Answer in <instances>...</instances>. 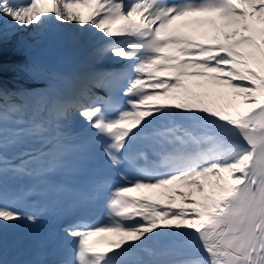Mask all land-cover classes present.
I'll return each mask as SVG.
<instances>
[{
	"label": "snow or ice",
	"instance_id": "snow-or-ice-1",
	"mask_svg": "<svg viewBox=\"0 0 264 264\" xmlns=\"http://www.w3.org/2000/svg\"><path fill=\"white\" fill-rule=\"evenodd\" d=\"M201 13L224 21L216 27L231 30L224 41L201 44L170 27ZM53 21L76 22L96 62L122 67L66 82L71 96L56 80L40 92L8 88L7 76L32 79L35 68L8 59L5 26ZM203 23L215 27L190 20L183 28ZM190 79L229 88L232 99L211 101ZM75 115L102 141L108 174L78 179L90 143L69 131ZM168 186L188 191L167 205L131 195ZM32 198L81 215L28 264H264V0H0V264H22L6 258L5 232L37 223L40 211L22 208ZM98 207L102 215L89 219Z\"/></svg>",
	"mask_w": 264,
	"mask_h": 264
},
{
	"label": "rangeland",
	"instance_id": "rangeland-1",
	"mask_svg": "<svg viewBox=\"0 0 264 264\" xmlns=\"http://www.w3.org/2000/svg\"><path fill=\"white\" fill-rule=\"evenodd\" d=\"M79 11L85 16V18L87 19V17L89 16V9L87 8H81L79 9ZM214 18V17H213ZM178 20V19H176ZM174 20V21H176ZM214 22V21H213ZM87 27V26H86ZM19 33L25 37H27V35L29 33H34L33 35L36 37L34 38L35 41L37 42V47H36V53H37V57H38V62H39V67L41 69H45V68H49V61H50V56L54 55L55 51L60 48L66 41L67 39V34L68 32L70 33H74V40L75 41H80L82 43H84L87 47V49L89 50L90 56L91 58L95 61L94 59V44L92 42H86L84 40L81 39V37L84 35L81 31H80V27L76 22H71L68 24H61L59 22H50L48 24H46L44 27L36 29V30H23V29H19L16 28ZM50 32H48L47 30H50ZM220 35H224V32H220ZM219 36V34H218ZM221 37V36H219ZM12 37H8L7 38V42H12ZM214 42V41H213ZM97 64H106V65H111V64H117L115 62L112 61H103V62H96ZM209 75H215V73H209ZM50 81L53 80H57V78L54 77H49ZM185 83L187 84V86L193 90V91H202V92H206L210 89H214L217 88L219 91L221 92H227L231 95L232 90L226 87H222V86H218V85H214V84H208L206 88H197L195 87V85L197 84H204L205 82L202 80H197V79H190V80H186ZM35 91H45L44 87H35L34 88ZM170 96L172 95V93L169 94ZM162 102V101H161ZM207 181H202V183H206ZM168 189H173L172 192L173 194H176L175 192L177 190L174 189V186H168ZM168 189H147L146 192H148L149 194H153L152 197L155 198V202L157 203H161V204H168L169 203V196L166 197H162L160 195V193H165L169 192ZM155 191V192H154ZM175 191V192H174ZM157 193L158 195L155 196L154 194ZM175 207L179 208L182 205L181 199L178 198L176 199L175 203L172 204Z\"/></svg>",
	"mask_w": 264,
	"mask_h": 264
},
{
	"label": "bare ground",
	"instance_id": "bare-ground-1",
	"mask_svg": "<svg viewBox=\"0 0 264 264\" xmlns=\"http://www.w3.org/2000/svg\"><path fill=\"white\" fill-rule=\"evenodd\" d=\"M197 15H199L200 21H211L212 16L216 17L215 23H214L215 27L213 26L212 23H203V24H199V25L194 24L188 29L183 28V25H185L188 21L195 20L193 18V16L184 17V18H181L180 20L173 21L172 25H170V27L171 28H180L182 31H186L187 33L191 32L192 33L191 38L194 39V41L201 43V44H205V45H207L209 43H213V37L218 36V34H219V36H224V35H220V32L216 31V27H219V26L224 24V21H222L218 17V15H216L214 13H201V14H197ZM230 31L231 30L228 28L224 29V33H227ZM32 34H34V33H32ZM55 55H56V53H54V55H52V57L50 59L51 61L54 59ZM37 61H38V57H37ZM46 79L48 81H50L49 77H46ZM39 87H44L45 90L47 88V86H39ZM27 88L34 89L35 87H30L27 85L26 89ZM95 92L96 91H92V93L94 95H95ZM193 92H196V91H193ZM196 93L199 95H204L206 93L207 94L206 98L211 100V101H214L216 103H225V102H228L229 100L232 99V95H230L229 93H227L225 91L221 92L217 88L210 89L206 92L198 91ZM16 102L20 103L22 101L17 100ZM235 102H239V101H235ZM221 175L224 177L225 180L229 179L228 173H222ZM204 184H205V187L207 188L208 182H206ZM174 189L177 191H188V189L176 188L175 186H174ZM209 191H210V189H209ZM154 195L157 196L158 194L155 193ZM160 195L162 197H166V196H171V195H175V194H173L170 191L169 192L165 191V193H160ZM141 196L147 197L150 200H155V198L149 196L148 193L141 194ZM178 198H180L179 195H176V199H178ZM171 207L173 209H179V208L175 207L174 205H171ZM5 247H6L5 255L9 261L21 262V260L23 259V256H24V251L27 248L25 226H23L21 223H19L15 227H10L6 230V232H5Z\"/></svg>",
	"mask_w": 264,
	"mask_h": 264
},
{
	"label": "trees",
	"instance_id": "trees-1",
	"mask_svg": "<svg viewBox=\"0 0 264 264\" xmlns=\"http://www.w3.org/2000/svg\"><path fill=\"white\" fill-rule=\"evenodd\" d=\"M8 30V37H12V42L6 43L5 47L10 52L8 57L9 60H13L16 63H27L31 64L35 68V74L32 79H19L9 75L6 77V86L10 89H18L14 82L28 85L30 87L47 86L50 81L46 79L47 76H52V71L48 69H41L37 61L36 38L32 33H29L27 37L21 35L17 29L13 30L10 26H5ZM13 31L15 34L13 35Z\"/></svg>",
	"mask_w": 264,
	"mask_h": 264
}]
</instances>
